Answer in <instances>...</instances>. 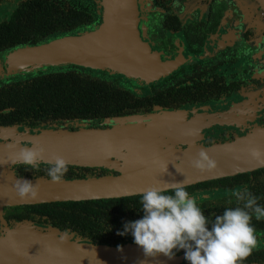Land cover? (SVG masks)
<instances>
[{
    "label": "water",
    "instance_id": "1",
    "mask_svg": "<svg viewBox=\"0 0 264 264\" xmlns=\"http://www.w3.org/2000/svg\"><path fill=\"white\" fill-rule=\"evenodd\" d=\"M141 0H101L102 21L87 30L61 34L44 42L0 52V78L41 67L72 64L90 70H112L123 76L155 80L173 66L151 47L141 26ZM264 6V0H255ZM185 110H157L102 118L109 128H85L82 119L68 120L77 130L60 126L30 128L0 125V264H182L183 254L144 257L130 234L118 245L93 242L74 233L31 222L9 226L2 217L6 206L133 196L145 188L185 185L248 173L264 167V128L233 141L201 146L189 141L184 150L158 147L174 136L192 138ZM189 139V140H190ZM173 142V141H172ZM147 145L157 164H143ZM43 148L44 159L61 156L70 165L113 169L116 174L62 178L18 177L12 163L22 147ZM258 149L259 158L250 155ZM203 150L215 162L211 169L194 168L191 161ZM114 158V159H112ZM166 166V171H164ZM24 178L36 184L34 198H20L13 184ZM64 236L61 239V236ZM119 246V247H118ZM256 264V263H253ZM258 264V263H257ZM264 264V263H262Z\"/></svg>",
    "mask_w": 264,
    "mask_h": 264
},
{
    "label": "flooded vegetation",
    "instance_id": "2",
    "mask_svg": "<svg viewBox=\"0 0 264 264\" xmlns=\"http://www.w3.org/2000/svg\"><path fill=\"white\" fill-rule=\"evenodd\" d=\"M32 1L47 10L61 28L67 25L69 13L76 20L77 31L90 29L102 21L101 0H0V22L23 19L25 15L13 12ZM140 5L144 35L157 54L173 61L171 69L152 81L107 69L92 70V75L119 87L129 103V112L125 115L149 114L156 109L185 110V117L190 121L187 130H193V139L174 136L173 142L162 143L158 152L173 145L184 150L191 140L201 146L230 142L264 128V6L255 0H141ZM61 34L64 33L57 36ZM22 46L26 45L3 46L0 52ZM30 72L1 77L0 85L4 83L7 88L12 82L23 81ZM68 120L57 119L53 126L67 130L79 128ZM82 125L111 127L102 124V119L84 120ZM152 153L148 150V154ZM78 167L81 169L78 173L84 177L117 173L105 167ZM242 186L258 196L257 203L264 206V167L199 181L186 185V190L197 197L205 216L211 219L225 207L237 206L231 193ZM2 217L9 225L3 209ZM251 223L257 245L243 262L262 264L264 219L253 218ZM177 254H183V250ZM182 261L188 263L184 258Z\"/></svg>",
    "mask_w": 264,
    "mask_h": 264
},
{
    "label": "trees",
    "instance_id": "3",
    "mask_svg": "<svg viewBox=\"0 0 264 264\" xmlns=\"http://www.w3.org/2000/svg\"><path fill=\"white\" fill-rule=\"evenodd\" d=\"M40 6V5H39ZM37 1L26 2L16 14L23 19L0 22V48L33 45L60 33L77 31L76 20L68 15L61 28ZM19 14V15H20ZM51 15V14H50ZM53 15V13H52ZM21 16V15H20ZM31 71L23 81L0 85V125L43 127L60 118L99 120L127 114L128 101L115 84L98 79L92 70L72 64L47 66ZM68 165L63 178H79L77 165ZM18 177H47L42 165L25 171L23 165L13 167ZM139 194L120 198L62 201L3 207L9 226L31 222L36 226H52L59 231L74 233L93 242L118 245L125 242L117 234L122 223L140 218ZM244 261L242 264H250ZM188 264V263H182Z\"/></svg>",
    "mask_w": 264,
    "mask_h": 264
},
{
    "label": "clouds",
    "instance_id": "4",
    "mask_svg": "<svg viewBox=\"0 0 264 264\" xmlns=\"http://www.w3.org/2000/svg\"><path fill=\"white\" fill-rule=\"evenodd\" d=\"M43 151L39 146L22 147L12 163L23 165L25 171H35L43 165L47 177L52 182H60L68 170L67 162L55 155L45 160ZM250 155L259 158L261 153L253 148ZM191 164L201 170L215 166L203 150ZM13 188L22 199L37 195L36 184L24 178L17 179ZM231 198L237 206L225 207L221 214L209 219L197 197L186 190L184 181L170 183L166 188L151 185L139 194L140 218L124 221L117 234H130L144 257L163 254L172 259L183 250L188 264H242L256 248L251 221L264 219V206L257 203L259 197L246 186L234 190Z\"/></svg>",
    "mask_w": 264,
    "mask_h": 264
},
{
    "label": "rangeland",
    "instance_id": "5",
    "mask_svg": "<svg viewBox=\"0 0 264 264\" xmlns=\"http://www.w3.org/2000/svg\"><path fill=\"white\" fill-rule=\"evenodd\" d=\"M192 136L194 135V133H191ZM178 137V136H177ZM151 145H147L145 148H143V150L145 151L146 156H149L148 158H146L143 162V164H157L158 161L157 160H153L152 157L156 156V152H153L152 154H148V150L150 149Z\"/></svg>",
    "mask_w": 264,
    "mask_h": 264
}]
</instances>
